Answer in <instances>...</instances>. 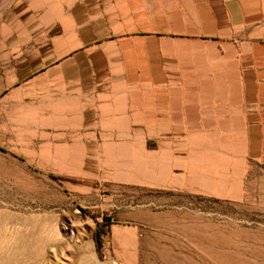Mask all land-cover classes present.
I'll list each match as a JSON object with an SVG mask.
<instances>
[{"label":"rangeland","instance_id":"1","mask_svg":"<svg viewBox=\"0 0 264 264\" xmlns=\"http://www.w3.org/2000/svg\"><path fill=\"white\" fill-rule=\"evenodd\" d=\"M71 1L83 24L82 0H0V264H264V0L228 6L253 27L244 117L52 143L54 92L88 84L54 54Z\"/></svg>","mask_w":264,"mask_h":264},{"label":"crops","instance_id":"2","mask_svg":"<svg viewBox=\"0 0 264 264\" xmlns=\"http://www.w3.org/2000/svg\"><path fill=\"white\" fill-rule=\"evenodd\" d=\"M232 1L82 0L83 24L70 16L71 1V26L54 18L61 28L54 54H82L88 84L54 92L45 135L52 143L122 141L130 127L154 134L152 127L229 125L236 113L244 117L233 95L236 79L243 93L251 70L249 44L239 39H250L253 27L235 24Z\"/></svg>","mask_w":264,"mask_h":264}]
</instances>
